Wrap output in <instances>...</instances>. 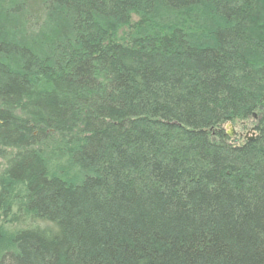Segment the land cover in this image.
Masks as SVG:
<instances>
[{"label":"trees","instance_id":"16d2710c","mask_svg":"<svg viewBox=\"0 0 264 264\" xmlns=\"http://www.w3.org/2000/svg\"><path fill=\"white\" fill-rule=\"evenodd\" d=\"M1 168L0 264H264V0H0Z\"/></svg>","mask_w":264,"mask_h":264},{"label":"bare ground","instance_id":"6f19581e","mask_svg":"<svg viewBox=\"0 0 264 264\" xmlns=\"http://www.w3.org/2000/svg\"><path fill=\"white\" fill-rule=\"evenodd\" d=\"M255 118H256V115H255V113L253 114V116H252V118L249 120V122H253V120H255ZM256 124V123H255ZM255 124L254 125H252L253 126V128H252V132H250L249 134H253V137H249L248 138V135H247V137H246V139L245 140H242V139H240L239 137H237L236 136V131H235V127H234V125L233 124H230V123H228V124H226V125H222L221 127L223 128V126H224V129H225V134H224V136L226 135V137H227V139H228V142H229V144H231V145H234V146H236V145H238V147H240L241 145H242V143L243 142H245V141H250V140H252L255 136H256V128H255ZM227 128H229V129H227ZM232 128H233V131H234V135L233 136H231V130H232ZM2 170V168L0 169V171ZM5 221H7V219L4 217V216H0V222H5ZM41 221V220H40ZM9 226H11V225H6V230L8 231H6V230H4L3 232H4V234H8V235H13V234H16V232H18L19 230H21V227H17V226H15V227H13V228H9ZM20 226H24V225H22V224H20ZM40 227L42 228V229H46V227H49V224L48 223H43V222H40ZM10 229H12V230H10ZM18 229V230H17ZM17 230V231H16Z\"/></svg>","mask_w":264,"mask_h":264},{"label":"flooded vegetation","instance_id":"af4514ba","mask_svg":"<svg viewBox=\"0 0 264 264\" xmlns=\"http://www.w3.org/2000/svg\"><path fill=\"white\" fill-rule=\"evenodd\" d=\"M234 127H235V131H236V136L239 137L242 140L246 139L247 135L250 132H252V128H253L251 122H249L248 124L243 123L241 125V127L240 126L238 127V126H235V125H234Z\"/></svg>","mask_w":264,"mask_h":264},{"label":"rangeland","instance_id":"374dc122","mask_svg":"<svg viewBox=\"0 0 264 264\" xmlns=\"http://www.w3.org/2000/svg\"><path fill=\"white\" fill-rule=\"evenodd\" d=\"M257 119H258V118H257V114H256V118H255V120H253V122H251L252 125L255 124V122H256ZM233 125L238 126V127H239V126L241 127L242 123H236V124H233ZM227 129H229V128H227ZM249 137H253V134H249V135H248V138H249ZM13 227H14L13 225L9 226V228H13ZM10 230H12V229H10Z\"/></svg>","mask_w":264,"mask_h":264},{"label":"water","instance_id":"95a60500","mask_svg":"<svg viewBox=\"0 0 264 264\" xmlns=\"http://www.w3.org/2000/svg\"><path fill=\"white\" fill-rule=\"evenodd\" d=\"M234 135V131H233V128H232V130H231V136H233Z\"/></svg>","mask_w":264,"mask_h":264}]
</instances>
